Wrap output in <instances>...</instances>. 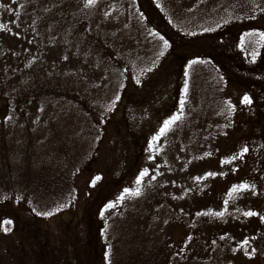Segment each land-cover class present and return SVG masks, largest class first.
Listing matches in <instances>:
<instances>
[{
    "label": "rangeland",
    "instance_id": "rangeland-1",
    "mask_svg": "<svg viewBox=\"0 0 264 264\" xmlns=\"http://www.w3.org/2000/svg\"><path fill=\"white\" fill-rule=\"evenodd\" d=\"M258 33H264V0H95L91 6L87 0H0V161L2 149L9 163L33 147L23 140L34 133L26 127L34 119H24L26 110L14 114L28 80L37 78L57 94L73 81L74 94L89 102L120 101L104 108L102 116L93 113L92 120L102 129L88 134L83 113L90 116V110L80 107L81 113L69 112V124L76 126L72 132L60 117L67 106L49 99L46 113L40 114L43 123L34 134L36 144L43 145L35 146L40 159L58 161L56 172L72 176L76 200L64 211L40 217L23 198L25 185L20 196L4 193L0 264H105L100 210L122 201L124 189L148 188L150 178L136 184L145 170L148 177L157 175L181 190L208 186L198 198L220 208L219 213L234 210L230 219L241 217V222H231L235 227H228L239 247L213 264H264L260 218L264 216V43ZM221 82L225 87L219 101L234 106L231 125L217 156L198 160L193 144ZM244 96L250 104L242 103ZM3 98L9 99V110ZM162 109H169L168 116L146 140L132 134L148 117L161 116ZM177 116L180 119L169 126L167 138L160 140L165 121ZM75 134L84 136L82 142L91 136L99 142L88 163L79 164L82 155L64 160L65 153H77L78 148L65 141ZM158 148L167 150L166 163L157 159ZM233 156L237 158L232 160ZM66 165L70 167L65 169ZM46 169L52 171L51 166ZM39 173L32 168L30 180ZM240 184L251 188L242 194L231 192ZM198 198L192 199L193 207ZM223 199L232 202L224 210ZM249 211L258 215L246 216ZM166 217L163 212L162 218ZM156 220L150 225L159 231L162 219ZM178 230L170 223L167 233L175 235ZM205 232L199 241L205 247L200 250H212V233ZM108 234L120 232L110 229ZM187 234L192 237L190 231Z\"/></svg>",
    "mask_w": 264,
    "mask_h": 264
},
{
    "label": "trees",
    "instance_id": "trees-1",
    "mask_svg": "<svg viewBox=\"0 0 264 264\" xmlns=\"http://www.w3.org/2000/svg\"><path fill=\"white\" fill-rule=\"evenodd\" d=\"M246 34L247 32L244 33V36H248ZM248 45H250L249 41ZM248 49L249 47L245 44L244 54L249 53ZM98 50L100 49L98 48ZM71 55L74 57L73 52ZM26 85L29 86L28 89H25L23 92L24 95H19L15 102L16 112L14 114L18 115V110L19 112L26 110L24 111V119H26L27 122H30L32 118L34 119V121L26 126L27 130L31 132L34 131V133L28 135V137L23 140L24 144H32L33 147L25 148L24 153L21 152L19 157L12 159L9 163L6 160V149H2L3 160L0 161V200L4 199V193L5 195L13 193V197L20 196L19 194L22 192L23 186L25 185L23 198L36 214L38 212L53 213L54 210L64 211L67 207L74 204L76 199L73 197L76 191L73 188L72 176L68 175V171H64L61 175L58 173L59 171L56 172V170H54L59 167L57 166L58 161L51 162L48 158L44 157V159H40L39 157L35 145L42 143L36 144L34 134L38 129L37 126L43 123L41 119L43 116H40V114L44 115L46 113L47 107L50 104L47 103L49 99L57 98L61 101L60 105L65 104L67 106L60 116L65 126H69V129L75 132L76 126L71 127L69 124L71 115L69 112L73 109L75 112L78 110L81 113V107L82 110H90V112H92L90 116L87 113H83L85 114L83 116V126L87 124L84 127L88 134H95V131L99 132L102 127L100 125H95V122L91 118V116L93 117V113L96 112L94 114L97 117L102 116V113H105L104 108L107 106L112 107L114 103L117 105L120 101H111L110 105L104 104V101L100 104H97L98 101L89 102L84 97H79L74 94L75 91L73 90L76 83L73 81L65 83L63 91L60 94H57V90L51 89L49 86L45 88L41 86L42 83L37 78L28 80ZM217 87L218 90L213 92L211 97V100H214L215 103L213 102L209 105L204 125L201 124L198 130L202 126L204 127L199 130V134L197 131L198 137L193 144L195 150L194 155L198 160L211 159L217 156L218 147L221 142L225 140L224 138L231 125L233 109L225 105L223 100H221V102L219 101L223 97L225 85L221 82ZM116 89L117 88L114 90ZM6 92V94L9 95L8 91ZM72 101L75 102L72 103ZM6 103V109L9 110V99ZM152 108L156 109V107L153 106ZM168 110L169 109H167V111L162 109V114L159 117H148L143 121L141 127L132 134H137L136 136H138L139 139L146 140L148 134L151 133L155 127H160L161 120L168 116ZM151 112L153 113L154 111L151 110ZM51 126L53 127L52 124ZM1 133L7 135L5 131H1ZM168 134V131L164 134H160V140L166 139ZM80 137L84 136L75 134L73 138L65 140L72 147L76 146L78 148L77 153H65L67 155L64 158L65 161L71 156L76 159L78 156L82 155L83 159L79 164H85L93 158L95 153L94 150L99 143L98 140L91 136L88 139H83L82 142ZM47 138L50 142L48 146H52L53 140H51L49 136ZM155 142H159L158 137ZM157 150L159 151L160 149L158 148ZM158 151L156 153L157 159L160 160L161 163H166V160H168L167 150L163 149ZM74 161L75 160H72L71 164L74 163ZM29 162L35 167V171L40 172L35 175V178L32 180H30L31 176L29 175V171L34 167H30ZM48 166H51L52 171L46 169ZM168 166L169 165L162 168L167 169ZM69 167L70 166L66 165L64 168L67 169ZM24 173L26 174L23 175ZM142 174L139 175V180L142 181L143 179L150 178L148 188H139V195L125 193L124 189L123 197L124 200L127 201L126 203L123 202L124 200L116 204L108 203L100 210V217H102L101 222H103L100 236L101 243L104 245L105 264H213L222 259L226 253L229 254L230 252L236 251L239 246L235 242V237L233 238L231 236V229L228 227H235V224L232 225L231 222L239 223L241 222V217L234 216L230 219V214H233L234 210L231 213L221 211L220 213H223V215H219L220 208L216 209L210 206V203L203 202L201 198H198L201 192L205 193L209 190L208 186L202 189L198 188V186H193L189 187V189L181 190L177 183H168L166 180L162 181L157 175L148 177L146 174L142 177ZM165 174L172 175L173 172ZM165 174L163 175L165 176ZM158 175L162 177L161 174L158 173ZM217 191L215 190L214 192L213 189L214 194H217ZM237 191L240 192L239 189ZM240 194H242V190ZM139 196L141 197L137 199ZM237 197L238 196H236V198ZM194 198L198 199L194 200L197 204L193 207L192 199ZM189 200H192L189 205H180V201L186 203V201ZM221 202L225 203L222 205L223 210L227 207L226 205H228V203H232L230 201L226 202L225 199ZM1 208L3 207L0 206V209ZM142 211L145 212L142 214ZM163 212L167 213L166 218H162ZM139 214L144 215L140 224L138 222L140 218ZM38 216L45 217V215ZM157 218L162 219V225L159 231L156 230V226L150 225L152 222H156ZM222 218H224V220ZM170 223L179 227L175 235L167 233ZM187 223L188 231L185 232L184 227H186ZM110 229L115 231L117 229L120 234H116L115 236L110 235L108 234V230ZM209 229L212 233L209 238L212 250L202 251L200 250V246H205L199 241L202 238V232L207 235L205 231ZM182 231L185 233H180ZM189 231L192 237L187 234ZM238 235L242 236L240 233ZM242 239L246 240L244 237ZM241 244L243 243H239V245ZM221 264L225 263L222 262Z\"/></svg>",
    "mask_w": 264,
    "mask_h": 264
},
{
    "label": "snow or ice",
    "instance_id": "snow-or-ice-1",
    "mask_svg": "<svg viewBox=\"0 0 264 264\" xmlns=\"http://www.w3.org/2000/svg\"><path fill=\"white\" fill-rule=\"evenodd\" d=\"M94 2H95V0H87V6H91V5H93ZM256 35H258V36L260 37V41H259V42H260V43H264V33H258V34H256ZM161 39L163 40V37H161ZM164 46H165V47H168V46H169V45H168V42H167L166 40H164ZM161 55H163V53H161ZM254 55H255V54H254ZM193 63H195V61H194ZM242 103L250 104V103H251V99H250L248 96H244L243 99H242ZM229 106H230L231 108H234V106H232V105H229ZM178 119H180L179 116L174 117L172 120L165 121L164 126L160 129V133H161V134H164L166 131H168V130H169V126H170L171 124H173V123H174L176 120H178ZM154 139H156V138L154 137ZM247 151H248L247 148L242 149V152H243V153H247ZM236 158H237V157L233 156L231 159H232V160H235ZM146 174H147V170H145V172L142 174V177H143V175H146ZM207 175H208V176H214L215 174H214V173H208ZM142 177H141V178H142ZM96 179H100V178L97 177ZM197 179H200V178L198 177ZM136 183H137V185H139V184L141 183V180H137ZM250 188H251V186H249V185H247V184H240V185L234 186L233 189H232V192H236L238 189H239V190H243V191H247V190H250ZM125 193H130V194H132V195H139V194H140V191H139V189H137L136 191H131L130 189H125ZM119 199H120V200H123L124 197L121 196ZM52 214H53V213H51V212H46V213H39V212H38V213H37V215H45V216H51ZM219 215H223V213H220ZM245 215L251 217V216H256V215H258V213H255V212L249 211V212H246ZM260 218H261L262 220H264V216H262V217H260ZM4 223H5V224H10L11 222H10V221H6V222H4ZM4 230L7 231V228L5 227ZM244 243L247 244L248 242L245 241Z\"/></svg>",
    "mask_w": 264,
    "mask_h": 264
}]
</instances>
